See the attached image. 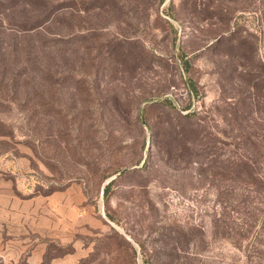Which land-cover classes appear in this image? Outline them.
Wrapping results in <instances>:
<instances>
[{"label": "rangeland", "instance_id": "1", "mask_svg": "<svg viewBox=\"0 0 264 264\" xmlns=\"http://www.w3.org/2000/svg\"><path fill=\"white\" fill-rule=\"evenodd\" d=\"M263 96L264 0H0V264H264Z\"/></svg>", "mask_w": 264, "mask_h": 264}, {"label": "trees", "instance_id": "2", "mask_svg": "<svg viewBox=\"0 0 264 264\" xmlns=\"http://www.w3.org/2000/svg\"><path fill=\"white\" fill-rule=\"evenodd\" d=\"M48 23V20H45L32 24L30 28H22L20 30V34L22 35L25 34L27 36L30 34L29 36L33 35L35 37L34 42L28 43V52L36 51L41 46L55 47L57 45L59 32L51 30L47 26ZM39 39L41 42L38 44ZM15 45H17V42ZM18 57L19 55H17ZM182 62L185 69H187V60L183 58ZM29 63L32 64V61ZM41 63L37 65L38 69L43 65ZM163 102L173 106L172 102L167 98ZM223 135L229 134L223 133ZM242 137L237 136V143L243 146L250 143V146H245V151L232 159L227 156L222 161H219V175L223 178L237 177L238 183H242L248 187L244 188L248 192L256 193L258 190L264 191V133L252 132ZM108 191L109 186H106L105 192L108 193Z\"/></svg>", "mask_w": 264, "mask_h": 264}, {"label": "water", "instance_id": "3", "mask_svg": "<svg viewBox=\"0 0 264 264\" xmlns=\"http://www.w3.org/2000/svg\"><path fill=\"white\" fill-rule=\"evenodd\" d=\"M128 169H123L122 171H120L117 175H120L121 173L125 172Z\"/></svg>", "mask_w": 264, "mask_h": 264}]
</instances>
